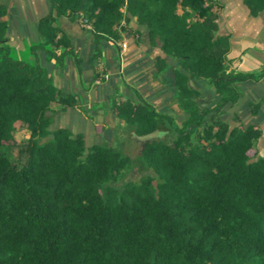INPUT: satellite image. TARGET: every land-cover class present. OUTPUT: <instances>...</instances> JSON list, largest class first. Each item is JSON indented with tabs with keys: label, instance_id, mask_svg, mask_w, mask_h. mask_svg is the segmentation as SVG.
Listing matches in <instances>:
<instances>
[{
	"label": "trees",
	"instance_id": "1",
	"mask_svg": "<svg viewBox=\"0 0 264 264\" xmlns=\"http://www.w3.org/2000/svg\"><path fill=\"white\" fill-rule=\"evenodd\" d=\"M6 2L9 0H5ZM31 63L13 60L6 6L0 5V264H264V156L248 152L260 131L229 127L221 110L237 102L226 73L229 42L217 37L206 0H46ZM251 16L264 0H244ZM83 16L96 38L118 40L131 20L149 43L177 63L178 101L188 114L167 142L140 150L139 164L109 146L86 147L81 135L49 131L59 108L73 107L40 65L69 48L57 21ZM158 71L166 65L158 59ZM189 80L214 89L210 108L194 103ZM137 136L170 119L146 105L115 107ZM28 138L9 157L15 123ZM137 167V171L134 169ZM139 177L125 181L130 171ZM120 187L116 185L120 184Z\"/></svg>",
	"mask_w": 264,
	"mask_h": 264
},
{
	"label": "crops",
	"instance_id": "2",
	"mask_svg": "<svg viewBox=\"0 0 264 264\" xmlns=\"http://www.w3.org/2000/svg\"><path fill=\"white\" fill-rule=\"evenodd\" d=\"M217 25V37H226V73L245 77L235 83L239 98L226 105L219 119L229 129L252 127L260 131V138L248 152L251 159L264 156V11L251 16L244 0H206ZM7 23V45L23 60L31 63L34 54L28 49L39 43L37 24L50 13L46 0H3ZM58 38L64 37L69 48L54 51L55 59L47 61L46 54L36 51L40 65L52 78V83L63 95L74 98L73 107L59 108L49 131L65 129L72 135H81L86 147L93 145H127L126 155H140L141 146L134 139V128L117 115L116 106L129 103L132 107L146 104L153 112L169 120L158 125L154 141L167 142L172 125L176 128L188 120V114L177 97L174 72L177 63L166 57L158 47L149 43L147 31L131 20L118 28V40L96 38L92 30L84 28L79 20L61 18L57 21ZM125 43L120 51L118 44ZM166 65L158 71L157 60ZM188 85L199 94L197 107L210 108L217 100L213 87L202 80H189ZM15 124L21 123L17 122ZM14 127H16L14 125ZM16 131V128H15ZM27 135L23 139L28 138ZM15 134V133H13ZM136 135V134H135ZM132 141V142H131ZM135 141V142H134ZM105 144V145H104Z\"/></svg>",
	"mask_w": 264,
	"mask_h": 264
},
{
	"label": "rangeland",
	"instance_id": "3",
	"mask_svg": "<svg viewBox=\"0 0 264 264\" xmlns=\"http://www.w3.org/2000/svg\"><path fill=\"white\" fill-rule=\"evenodd\" d=\"M3 0H0V3H2ZM31 49H28V51H30ZM31 53V51H30ZM18 56L23 60V58L25 56H27V52L24 53V51H22L19 55H16L15 51H11V55L10 57L13 58V60H18ZM21 60V61H22ZM15 128H16V131L14 132L15 134H13V139H12V144L11 147H10V151H9V157L10 159L13 161V162H17V148H16V144L17 143H20L23 141V139L26 137L27 133L25 131V127L23 125H20V124H15ZM171 127L173 128H176L174 125H172ZM171 135V133L169 134ZM74 136V135H73ZM132 142V141H131ZM135 142V141H134ZM105 145V144H104ZM111 148H113L114 150H116L117 152H119L121 155L125 156L127 153H126V150L125 148H127V145L125 144V146H123V144H116V145H111L110 146ZM132 162L136 165H141L139 164V158L140 156L138 155V152L137 154H131L128 156ZM136 171H137V167L134 168ZM139 177V175L136 174V172L134 170L130 171L127 178L125 179V181H128V180H135ZM122 183L116 185V187H120Z\"/></svg>",
	"mask_w": 264,
	"mask_h": 264
},
{
	"label": "water",
	"instance_id": "4",
	"mask_svg": "<svg viewBox=\"0 0 264 264\" xmlns=\"http://www.w3.org/2000/svg\"><path fill=\"white\" fill-rule=\"evenodd\" d=\"M133 136H134V139L140 144L141 149H142L146 144L156 140L158 136V132L154 131L144 136H137L134 134Z\"/></svg>",
	"mask_w": 264,
	"mask_h": 264
},
{
	"label": "built area",
	"instance_id": "5",
	"mask_svg": "<svg viewBox=\"0 0 264 264\" xmlns=\"http://www.w3.org/2000/svg\"><path fill=\"white\" fill-rule=\"evenodd\" d=\"M79 21H80V24H81L84 28H86V29H88V30L90 29V27H89V25H88L86 19H85L83 16H80ZM118 47H119L121 53H122V51H124V50L126 49V45H125V43H122V42L118 44Z\"/></svg>",
	"mask_w": 264,
	"mask_h": 264
}]
</instances>
